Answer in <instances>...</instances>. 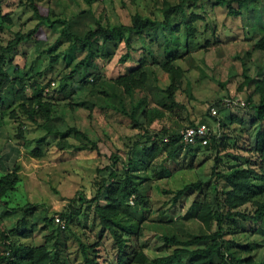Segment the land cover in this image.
<instances>
[{
    "label": "rangeland",
    "instance_id": "374dc122",
    "mask_svg": "<svg viewBox=\"0 0 264 264\" xmlns=\"http://www.w3.org/2000/svg\"><path fill=\"white\" fill-rule=\"evenodd\" d=\"M186 1L182 12L172 17L170 27L163 29L158 38L153 39L146 34L145 37L143 36L145 38L143 41L141 39L134 41L135 51L132 53L134 57L132 61L120 64L118 59L127 50L122 44L115 48L114 43H108L104 48L108 53L115 52L114 57L110 61L104 62L105 59H99L96 62L104 79L113 80L138 66L137 61L140 58L144 59L146 63L144 68L149 75L146 86L149 91L139 92L133 99H146L148 108L156 113L153 118H156L160 116V108L165 100L162 89L168 84L161 65L164 60L175 55L172 64L180 67L184 72L181 86L176 94V101L182 109L164 114L162 119L150 125L148 130L156 134L153 141L160 144L162 140L157 136L162 135L164 130L168 129L170 133L179 134L191 122L198 123L205 119L209 122L212 133L216 134L219 147H222L219 156L222 158L220 172H227L236 163H244L245 159L238 156L247 155L244 149L247 144H253V139L249 136L254 135L255 127L250 126L248 113L243 110H226L222 113L224 117L227 116L226 123L230 122L231 114L238 118L243 115L245 120L243 128L235 123H229L221 129V123L212 121L206 114L217 103L216 101H221L223 97L234 98V102L242 103L251 96L253 102L257 101L258 95L254 92L253 85L242 87L240 91L238 89L245 78L257 82L264 78V52L261 54V51H258L250 60H243L245 53L250 51L251 46L260 37L259 28L264 27L263 16L258 17L257 23L254 22L253 17L257 13L254 12L253 7L264 2L255 3L254 0H249L247 8L233 4V8H243L241 16L233 18L227 15L226 7L218 6L214 0ZM22 2L4 1L2 12L11 13L12 23H4L0 20V46H8L16 39L18 33H27L39 25L35 37L37 44L36 41L19 44L14 53L7 57L10 64L6 65V69L11 77H19V74L26 71L28 73L33 67L31 74L28 75L43 73L44 76L39 83L44 87V93L61 99L59 89L64 85L59 82L60 74L68 72L66 68L69 63L68 69L76 63L73 53L75 47L73 40L69 38L72 35L70 33L81 38L99 24L106 28L120 24L129 25L134 13L161 21L163 8L168 4L176 5L179 0H96L90 5L83 0H41L39 14L47 18L43 21L36 19L27 2ZM195 15L201 20L193 24L194 38L187 39L184 22L188 23L191 16L197 17ZM63 31L65 34L67 32L65 36L61 34ZM44 41L48 47H45ZM92 44L94 49L103 47L100 39H94ZM165 47H168L167 56L163 54ZM76 49L74 51L82 53ZM56 54L59 58L51 67L48 66L49 58ZM15 67H18V70H15ZM76 83H78L77 79ZM47 84L49 85L45 88ZM99 90L101 89L93 88L91 85L84 87L81 85L76 95L68 102L60 100L54 108V124L61 131L76 127L87 134L97 143L100 157L96 156L95 151H60L55 144L57 137L53 136H48L45 141L36 144L45 132L28 122L20 113H18V122L14 120L15 118H11L9 115L11 111L15 113L18 111L16 107L13 109L14 103L5 114H0V167L10 170L15 165L19 166L21 179L18 196L21 195L22 198L18 197V201L20 203L25 199L36 207L31 216L30 226L27 228L29 230L32 224H36L31 236L34 240L29 239L23 243L35 242V245L45 243L44 236L50 235L55 229L52 222L49 225L44 222L45 217L49 216L52 220L70 206L75 210L74 212L76 210L80 212L79 215H73L68 230L59 233L58 238L54 235L47 242V247L51 251L55 241L58 243L60 257L67 264H83L79 246L81 243L89 245L97 243V264H117L113 240L99 224L92 198L96 195L102 179H105V186L111 183L118 184L119 179L124 175L121 164L119 162L116 177H110L107 170L111 163L109 158L113 154L125 162L129 157L133 159L135 154L124 144L128 139H134L133 136L136 134L142 133L141 130L134 129L132 123L122 113L111 109V105L103 106ZM189 95L191 100L188 98ZM72 103L78 106H71ZM151 118L152 116L145 118L140 116L139 120L141 124H145V121ZM18 123L23 124L21 130L23 141L15 137ZM71 137L75 141L71 142L76 145L85 142L76 134ZM24 143L25 145L27 143V146ZM35 146L44 152L41 158L30 155V150ZM142 146L143 143L133 152H137ZM213 157V151H204L196 147L189 152L183 145L174 159L169 158L166 151L161 152L146 169L132 174L142 183L149 182L141 185L145 192L143 199L147 201L148 206H140L137 215L132 214L135 207L124 208L128 215H134L139 220L144 219L142 226L146 229L139 243L134 241L132 236L125 239L126 246L129 247L125 253L138 248V244H145L147 245L145 253L149 257L160 256L162 253L158 249L163 250L161 248L163 244L159 234L154 233L158 231L156 233L170 234V229L177 231L173 227L177 220L182 221V231L192 233L198 231V224L193 218L195 210L192 204L202 199H212L214 192L219 191L223 183L220 181L214 190L212 178L210 179ZM196 181L202 182L204 193L188 191L176 201L173 200V191ZM105 193L104 190L99 196V201H104ZM130 201L129 199V205H132ZM243 209L248 212L249 206L241 210ZM19 217L18 214L4 213L0 207V218L5 229L12 228ZM259 227L248 223L245 227L246 233L238 237L227 236L225 239L233 249L246 243L249 237L256 239L258 242L251 245V255L255 260L264 259V233L262 232L260 236L258 231L254 230L260 229ZM252 230L256 232L248 236L247 231ZM128 260L125 254L122 264H127Z\"/></svg>",
    "mask_w": 264,
    "mask_h": 264
},
{
    "label": "trees",
    "instance_id": "16d2710c",
    "mask_svg": "<svg viewBox=\"0 0 264 264\" xmlns=\"http://www.w3.org/2000/svg\"><path fill=\"white\" fill-rule=\"evenodd\" d=\"M4 1L5 0H0V20L4 23H12L11 13L3 14L2 12ZM22 1L28 3L36 19L39 21L47 19L46 16L43 17L39 14V2L41 0H19L20 3ZM83 1L87 5H90L96 0ZM214 1L220 7H226L228 11L227 15L233 18L241 16L242 9L247 8L249 3V0ZM185 2L187 1L179 0V3L176 5L168 4L162 10L163 18L161 21L134 13L131 16L129 25L120 24L106 28V26L103 27L99 24L95 29L89 30L81 38L79 36L77 37L74 33H70L72 35L69 36V38L73 40L74 47L82 53L74 51V48L73 53L76 58V63L68 69L69 63L66 68L68 72L60 74L59 82L61 85H64L59 89L61 99L44 93L45 89L39 83L42 76H44L43 73L37 72L32 76L28 75L31 74L30 72L33 70V67L32 70L30 69V72L27 73L26 71V73L23 72V74H19V77H11V75H9L6 65L10 64V60L7 61V57L14 53L15 48L19 44L36 41L35 37L39 25L27 33H18L16 39L10 42L8 46H0V114H5L8 108L14 103L12 107L13 109L16 107L18 111L16 113L15 111H11L9 114L11 118H15L14 120L18 122V113H20L28 122L45 132V134L36 141V144L45 141L48 136H53L57 137L55 144L60 151H95L96 156L100 157L97 143L91 140L86 134L79 131L76 127H69L61 131L55 126L56 124H54V108L59 104V101L68 102L71 97L76 95L77 89L81 85L83 87L91 85L93 88L98 87V89H101L98 93L103 101L101 103L103 106H105V104L111 105V109L122 113L128 118L134 129L141 130L142 133L136 134L133 136L134 139H128L124 144L128 150L135 154L133 159L129 157V154H127V157H129L127 162L113 154L109 158L111 163L108 165L107 170L109 171L110 177H116L119 162L121 164L124 175L119 179L118 184L111 183L105 186V179H102L96 191V195L92 198L95 204L94 212L98 218V222L113 240L117 253V264H122L125 254H127L129 258L127 264H264V259L255 260L251 255V245L258 242L256 239H251L249 237L246 243L240 244L239 247L234 249L225 239L227 236L238 237L246 233L245 227L248 223L254 224L255 227L258 225L260 226V229H254L258 231L257 233L260 236L262 232L264 233V126H262V124H264V78L259 82L245 78V81L238 89L240 91L242 87L253 85V90L258 95L256 102H253L252 97L248 96L246 101L242 102L243 105H241L239 102H234V98L223 97L221 101L217 100V103L213 106L217 109V114L212 116L210 114L211 108L206 114L212 121L221 123V129H224L229 123H235L238 127L243 128L245 122L243 115L238 118L231 114L229 123H226L227 116L224 117V114L222 115L226 110H243L245 113H248L247 117L250 120V126L255 127V132L253 136H249L252 137L253 144H247L244 149L247 155L238 156V158L245 159L244 163H236L235 166L227 172H220L222 158L219 156L221 155L222 147H219L220 143L218 142L216 134L211 135L208 145L197 147L202 148L204 151L214 152V157L212 159L213 164L210 172V179L212 178L214 190L220 181L223 182L221 189L214 192L212 199H202L200 202H194L192 204V208L195 210L193 218L198 224V231L193 233L182 231V221L177 220L173 225L177 231H174L175 229L173 231L170 229V234L162 232L156 233L158 231L154 233L156 235L159 234V239L163 244L161 247L163 250L158 249V251L162 253L160 256L155 258L149 257L145 253L147 248L145 244H138V248H133L128 251V253H125L126 249L128 250L129 248L126 246L125 239L132 236L133 240L139 243L146 229L142 226L144 219L139 220L134 217V215H128L124 208L130 206L135 207L136 209L133 210L132 214L137 215L140 206H148L147 201L144 200L145 192L141 188V185L146 183L149 184V182L142 183L133 177L132 174L146 169L161 152L166 151L169 158L174 159L184 145L180 138V133L174 134L170 133L168 129L164 130L162 135L157 136L162 140L160 144H157L153 141L156 134L148 130L149 126L153 122L160 120L164 114L173 113L175 109H182L176 101V94L181 86V79L184 76V72L180 67L172 64L175 55L170 57L171 59L164 60L163 65H161V70L166 74L168 79V84L162 89L165 100L160 108V116L153 118V115H156V113H154V110L151 108H148V101H146V99H133L137 93L149 91L146 87L149 75L144 68L146 64L144 59L140 58V60L137 61L138 66L113 80L104 79L100 71V66L96 61L105 59L104 62H106V60L110 61L114 57L115 52L108 53L104 48L108 43H114L115 48L119 44H122L125 50H127L126 53L119 57L118 62L120 64H125L129 60L132 61L134 58L132 53L135 51V49H133L134 41L140 39L143 41L146 34H148L150 38H158L163 29L170 27L172 17L176 13L182 12ZM254 2L260 3L264 2V0H254ZM233 4L243 6V8H233ZM253 9L254 12L257 13H254L255 16L253 17L254 22L257 23L260 15L264 17V4H255ZM195 16L197 17L191 16L188 23L184 22L187 39L194 38L195 28L193 24L201 20L198 15ZM259 33L260 37L254 45L251 46L250 51L245 53L243 60H250L252 55L258 51H261V54H263L264 27L259 28ZM61 34L65 36L67 32L65 34V31H63ZM94 39H100L103 47L94 49L92 44ZM45 43L44 41V44ZM45 47L48 46L45 44ZM167 49L168 47L164 48V55L167 54ZM80 55L82 56L79 58ZM58 58L59 56L57 54L50 57L48 66L51 67ZM14 69L18 70V67ZM76 79L78 83H76ZM75 84L79 86L76 87ZM48 85L49 84H47L45 88ZM188 98L191 100V95H189ZM73 103L71 106L75 105ZM140 116L143 118L152 116V118L145 121V124H141L139 120ZM201 123H205L209 126V122H206L205 119L198 122V124ZM196 124L197 123L191 122L188 126H194ZM22 128L23 124L18 123L17 135L15 134V137H18L21 141L24 140L21 131ZM73 134L80 136L85 141V144L78 143V145H76V143H72L71 141H74L71 137ZM86 143L89 145L87 146ZM141 143H143V146L138 149L137 152H133ZM25 146H27V143ZM184 146L187 147L189 152L192 149H196L195 146ZM30 155L34 158H41L44 152L39 147L35 146L30 150ZM19 170L18 165L13 166L10 170L0 167V207L6 214L20 215L14 226L9 229H5L2 226L3 221L0 218V264H67L60 257L58 243L55 241L53 251H51V249L47 247V242H49L54 235L58 238L57 236L59 233L68 230L70 220L73 215H79V210L74 212L75 210L69 205L70 207H66L58 214V216L65 221L66 227L64 230H60L49 216L45 217L44 222L46 224L49 225V223L52 222L51 224L55 226V229L50 232V235L44 236L45 243L40 245H35V242L31 244L23 243V241L33 239L31 236L32 232L35 230L36 224H32L29 230H27V228L30 226L31 216L36 207L25 199H22L20 203L18 201V197L21 196H18V188H20L18 185L21 179ZM104 190L106 193L103 197L104 201L101 202L98 199L99 196L103 194ZM188 191H199L200 193H204L202 182L196 181L194 183H189L173 191V200L176 201ZM129 199L132 200V205H129ZM248 206V212H246V209L241 210ZM255 232L256 231L253 230L247 231L248 236H252ZM79 246L83 264H97V243L93 245L81 243Z\"/></svg>",
    "mask_w": 264,
    "mask_h": 264
},
{
    "label": "built area",
    "instance_id": "2783aa9c",
    "mask_svg": "<svg viewBox=\"0 0 264 264\" xmlns=\"http://www.w3.org/2000/svg\"><path fill=\"white\" fill-rule=\"evenodd\" d=\"M243 105V103H241ZM210 114L215 116L217 114V109L212 107L210 109ZM210 127L205 124H196L194 126H186L180 131V138L184 145L203 147L209 144L210 137L212 135ZM132 204V200L130 201ZM55 225H57L60 230H64L66 227L65 221L59 216H55L53 219Z\"/></svg>",
    "mask_w": 264,
    "mask_h": 264
},
{
    "label": "crops",
    "instance_id": "0c3cea01",
    "mask_svg": "<svg viewBox=\"0 0 264 264\" xmlns=\"http://www.w3.org/2000/svg\"><path fill=\"white\" fill-rule=\"evenodd\" d=\"M120 75H123V74H120ZM161 119H162V118H161ZM161 119H160V120H161ZM160 120H157V121H160ZM157 121H155V122H157ZM155 122H153V123H155ZM153 123H152V124H153ZM152 124H151V125H152ZM169 131H170V130H169ZM86 135H87V134H86ZM87 136H88V135H87ZM88 137H89V136H88ZM89 138H90V137H89Z\"/></svg>",
    "mask_w": 264,
    "mask_h": 264
}]
</instances>
